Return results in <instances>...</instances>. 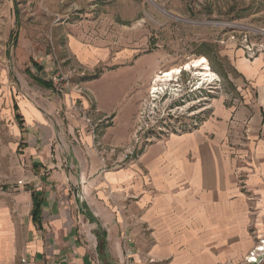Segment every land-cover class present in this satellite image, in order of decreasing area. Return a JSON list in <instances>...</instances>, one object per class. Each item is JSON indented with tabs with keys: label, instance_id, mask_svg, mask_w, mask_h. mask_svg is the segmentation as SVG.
<instances>
[{
	"label": "crops",
	"instance_id": "crops-1",
	"mask_svg": "<svg viewBox=\"0 0 264 264\" xmlns=\"http://www.w3.org/2000/svg\"><path fill=\"white\" fill-rule=\"evenodd\" d=\"M65 30L88 70L76 85L58 93L34 81L40 91L17 96L0 70L9 128L0 138V264H100L97 226L106 264L242 262L264 238V53L236 58L237 105L216 102L196 129L153 138L124 160L136 138L118 110L136 66L120 59L117 70L90 72L108 62L100 44L84 43V28Z\"/></svg>",
	"mask_w": 264,
	"mask_h": 264
},
{
	"label": "rangeland",
	"instance_id": "rangeland-1",
	"mask_svg": "<svg viewBox=\"0 0 264 264\" xmlns=\"http://www.w3.org/2000/svg\"><path fill=\"white\" fill-rule=\"evenodd\" d=\"M68 26L87 30L80 39L100 44L96 48L104 52L108 62L90 72L117 70L120 59L124 66H136L133 87L118 112L134 125L132 148L138 152L153 138L196 129L216 102L232 106L242 101L234 62L258 54L246 45H264V0H0V55L9 48L0 70L9 71L7 87L15 88L17 96L41 90L31 75L52 80L58 92L88 72L68 51ZM39 54L49 55L47 64H40ZM201 56L208 61L211 80L202 82L192 67L172 81H155L160 72ZM31 58L43 68L34 67ZM6 110L0 101L2 140L9 129ZM261 114L264 119V110ZM99 261L106 264V259Z\"/></svg>",
	"mask_w": 264,
	"mask_h": 264
},
{
	"label": "built area",
	"instance_id": "built-area-1",
	"mask_svg": "<svg viewBox=\"0 0 264 264\" xmlns=\"http://www.w3.org/2000/svg\"><path fill=\"white\" fill-rule=\"evenodd\" d=\"M263 31V30H262ZM231 38H234L233 35ZM248 48V51H250L252 54L258 53L262 54L264 53V45L262 43H256L252 46L246 45ZM256 56V55H254ZM58 79H63L62 76H60ZM57 80V79H56ZM136 155V148H130L126 149L123 153V159H129ZM18 184H21L22 181H17ZM23 263L26 262L25 259L21 260ZM243 264H264V238H259L258 242L254 247L247 253V255L244 257Z\"/></svg>",
	"mask_w": 264,
	"mask_h": 264
},
{
	"label": "bare ground",
	"instance_id": "bare-ground-1",
	"mask_svg": "<svg viewBox=\"0 0 264 264\" xmlns=\"http://www.w3.org/2000/svg\"><path fill=\"white\" fill-rule=\"evenodd\" d=\"M197 68L198 71L195 74L200 76V79L203 81L211 80L213 73L210 70L209 64L207 59L204 56H201L197 59H193L189 62H185L181 66L173 67L166 71H162L156 75L155 81L156 82H169L173 80V76L179 74L182 70H188L190 68ZM157 89L154 88L153 92Z\"/></svg>",
	"mask_w": 264,
	"mask_h": 264
},
{
	"label": "trees",
	"instance_id": "trees-1",
	"mask_svg": "<svg viewBox=\"0 0 264 264\" xmlns=\"http://www.w3.org/2000/svg\"><path fill=\"white\" fill-rule=\"evenodd\" d=\"M34 67H38L39 69H42L40 66H37L35 62H33ZM34 81H36L38 84L46 87V88H54V83L52 80L48 79L45 80L39 76H31ZM40 203L41 200L37 197L35 193L32 194V217L35 222L38 221V217L40 214ZM94 234L96 236V252L98 254V257L103 260L105 259V232L97 226V228L94 230Z\"/></svg>",
	"mask_w": 264,
	"mask_h": 264
}]
</instances>
